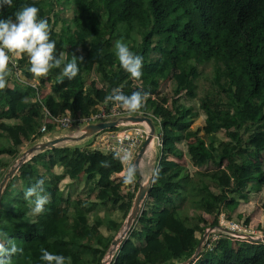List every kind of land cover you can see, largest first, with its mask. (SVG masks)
Wrapping results in <instances>:
<instances>
[{
  "label": "trees",
  "instance_id": "obj_1",
  "mask_svg": "<svg viewBox=\"0 0 264 264\" xmlns=\"http://www.w3.org/2000/svg\"><path fill=\"white\" fill-rule=\"evenodd\" d=\"M32 3L48 22L56 53L77 57L79 71L71 81L61 80L59 68L37 77L50 91L33 102L25 101L35 97L33 88L8 85L6 77L0 89V167L3 157L17 159L23 141L34 144L42 137L43 108L53 117L67 112L76 123L98 106L117 104L106 100L114 89L146 93L132 113L159 119L162 146L141 213L110 264L186 261L200 241L196 234L207 228L205 215L213 218L210 227L218 225L221 213L230 220L239 202H247L251 185L264 187V0H12L0 6V18ZM70 3L72 17L64 20L61 7ZM116 40L143 57L139 78L119 66ZM18 63L31 77L27 57L18 56ZM204 64L213 65L216 88L197 99L195 81ZM218 64L238 65L240 71L221 74ZM164 82L172 83L166 96ZM183 99H197L198 109ZM199 113L204 126L193 130ZM182 142L196 168L191 173L173 160L182 157L177 148ZM57 167L61 174L54 173ZM120 171L113 154L78 146L47 149L25 162L0 199V243L13 241L23 249L9 264H43L41 248L70 257L71 264H101L108 248L99 229L119 230L135 196H124V180L111 178ZM64 178L82 179L85 199H72L68 191L64 196ZM37 179L44 180L48 202L34 214L23 193ZM106 206L115 214L107 220L95 214ZM189 210L193 216L183 215ZM191 264H264V244L221 237L210 250L202 247Z\"/></svg>",
  "mask_w": 264,
  "mask_h": 264
},
{
  "label": "clouds",
  "instance_id": "obj_2",
  "mask_svg": "<svg viewBox=\"0 0 264 264\" xmlns=\"http://www.w3.org/2000/svg\"><path fill=\"white\" fill-rule=\"evenodd\" d=\"M12 0H0V6H11ZM39 8L34 4H26L12 13L11 16L0 18V89L6 86V77L9 75L8 62L10 55L27 57L28 71L35 77L46 75L50 69L59 68L61 80L66 78L71 81L79 71L77 60L66 59V54L56 53V41L49 38V25L45 18L39 17ZM115 57L119 66L133 78L141 76L143 57L130 50L127 43L117 40L114 43ZM146 93L134 91L124 94L119 89L106 97L128 112L138 110L143 104ZM122 159H127L125 154ZM133 169L129 168L124 177V182L132 180ZM44 180L37 179L23 193L24 198L32 205V212L39 214L44 210L48 197L42 194ZM23 249L13 241H8L7 246L0 243V264H9L10 257L22 254ZM40 261L43 264H71L70 257L50 252L45 248L40 249Z\"/></svg>",
  "mask_w": 264,
  "mask_h": 264
},
{
  "label": "built area",
  "instance_id": "obj_3",
  "mask_svg": "<svg viewBox=\"0 0 264 264\" xmlns=\"http://www.w3.org/2000/svg\"><path fill=\"white\" fill-rule=\"evenodd\" d=\"M9 75L7 78L8 85L13 83H19L21 85L29 86L36 92L33 101H38L43 94L42 84L34 78L26 77L22 73V68L19 66L18 57L10 55L8 62ZM31 78V79H29ZM126 116H147L154 120L157 124L154 125L155 133L153 135V143L161 148L160 134L158 132L160 121L151 115H144L140 112L134 114L127 110L121 109L118 104L112 105L107 108L105 105L98 106L96 112L90 114L87 117L76 120L77 129L81 132L82 128L89 124H95L99 122H109L117 120ZM153 122V121H152ZM70 115L66 112L55 117L51 116L49 112L43 108V116L39 133L45 136L50 130L47 129L48 125H51L52 130L65 131L72 125L76 124ZM80 127V128H78ZM78 133V132H77ZM149 133V129L145 123L133 124L123 123L120 124L116 130H105L92 137V142L87 146L90 150L99 151L103 154H113L121 164V171L119 173L120 178L124 180V177L129 168L133 169V163L144 142L146 136ZM127 154V159H122ZM137 181L133 175L132 180L128 183L124 182L121 187L122 194L124 196L134 195L136 190ZM224 214L221 213L218 217V225L208 228L205 232V238L202 243V247L210 250L216 241L221 237H227L232 242H246V243H263L264 244V231L261 228L252 227L250 224L239 220H229L224 218Z\"/></svg>",
  "mask_w": 264,
  "mask_h": 264
},
{
  "label": "rangeland",
  "instance_id": "obj_4",
  "mask_svg": "<svg viewBox=\"0 0 264 264\" xmlns=\"http://www.w3.org/2000/svg\"><path fill=\"white\" fill-rule=\"evenodd\" d=\"M73 8L74 7H73V4L72 3H70L69 5H65V6L61 7L62 10H61L60 17L64 18V20H69L72 17ZM60 26H61V21H59L57 23V25L55 27V30L56 31H59L60 30ZM218 67L220 68L221 74H226L230 70H232V71H234L236 73H238L240 71V67L238 65H232V64L231 65H222V64H218ZM212 68H213V65L212 64H207V65L204 64L202 67H200V76L195 81V84L198 87V89H197V99L199 97H201L204 93H206L208 91L215 90V88H216V86L212 82V77H213ZM31 78H34V80H37L39 82V80L37 79V77L33 76V74L31 76ZM31 78H29V79H31ZM89 82H90V79H87V84ZM96 85L99 88L103 87V84L100 83L97 80H96ZM171 89H172V83L171 82H164V84L162 86V89H161V92H162V94L164 96H166V93L168 94L171 91ZM197 99L192 100V101H187V100L183 99L182 102L185 105L193 106L194 110H197L198 109ZM195 121H194L195 124H193V126H192V129L193 130L194 129H197L199 127V125L200 126L202 125L201 123L197 122V119ZM78 128H80V127H78ZM79 133H80L79 129L76 130L75 125H72L69 129H66L65 131H61V130H58V129L57 130H50L45 136H51L53 134H55L58 137H63V136H76ZM55 138H57V137H55ZM86 139L88 140L89 138H86ZM43 140H44V136H42L34 144H30L27 141H23L22 145L19 147V156L17 157L16 160H13L12 161L8 157H3V161H2L3 164L0 167V174L2 175L1 176V180H2L3 176L16 163V161L21 157V155L23 153H26L27 150H29L30 148H32L35 145H38L40 142L43 143L44 142ZM77 143H79V142H69V141H67V142H63V143L59 144L58 147L75 146V145H77ZM152 143H153V140H152ZM180 149L181 150L183 149V151H185V145H180ZM159 151H160V148L153 143V144H151V148H150V150L148 151V153L146 155L147 158H146V156H144V160L142 161V166H143L142 167V170L144 172V176L145 177H148L150 175H151V177L153 176V173L156 170V165H154V163H156V161H157V156L159 154ZM180 160L181 159H175V161L176 162H179V163H180ZM263 170H264V166H263ZM134 177H135V180H137L136 175H134ZM144 179L145 178H141L142 182H137V185L139 186V183L142 184L144 182L143 181ZM76 186L79 187V189H75V187L73 186V189H71V192L68 191L69 194L71 195V198L72 199H80V200L85 199V195H84L85 188L84 187L81 188V186L79 184H76ZM66 187H67V184H63V183L60 184V188H62V191L64 193V196H66V193H67V190L64 189ZM254 197H255V199H253L252 202L256 206V203L258 202V197L256 195ZM92 199H93V196H91L90 200H92ZM263 202H264V196H263V201H262L261 205H263ZM255 206H254L253 210L255 209ZM113 211H114L113 208H111L109 206H106V207L100 208L99 211L97 213H95V214H97V215L99 214V215H101V217H104L105 216L104 219L107 220L108 218L111 217V215H112L111 213ZM77 212H78L79 215H82L83 214V211L82 210H78ZM95 214L88 215V220H89L90 223L93 221V218H94ZM114 215H112V216H114ZM183 215H185V216H193V211L189 210L188 212L184 213ZM224 216H225L224 218H227L225 214H224ZM231 217H232L231 220H237V221L241 220L243 222H245V219L248 218V224H250L249 223L250 222V216H249V214L248 215H245V216H240V218H239L238 216H235L234 212H232ZM125 219L121 221L119 230H117V231H110L109 232L105 226L104 227H101L99 229V231H100V233L102 234V237H103L102 238V243H104V245H107V248H108L107 251L110 248L111 241L113 239H115L119 235V233L122 231V229L124 227V224H125ZM204 219L207 222V224H206L207 228H205V230L203 232V235L208 230V228H210L209 225L213 221V218L211 216H208V215H205L204 216ZM251 226L254 227L253 224ZM203 235H200L199 233L196 234L197 237H200L201 236V238L203 237ZM126 237H127V234H126L124 240L126 239ZM119 248H120V246H119ZM119 248L115 251V253L113 254V257L116 256V254L118 253ZM113 257L111 259H109V261H108L109 264L113 260ZM106 258H107V252H106V254H105L102 262H105ZM183 262H185V261L183 260V261H180L179 263L177 262L175 264H180V263H183Z\"/></svg>",
  "mask_w": 264,
  "mask_h": 264
},
{
  "label": "water",
  "instance_id": "obj_5",
  "mask_svg": "<svg viewBox=\"0 0 264 264\" xmlns=\"http://www.w3.org/2000/svg\"><path fill=\"white\" fill-rule=\"evenodd\" d=\"M123 123H133V124H140V123H145L149 129V133L146 136L144 142L142 143L140 149L137 152V155L135 157L134 163H133V170L135 171L136 174L139 176V167L140 164L143 160V157L147 153V150L152 143L153 140V135L155 133V128L154 124L151 120V118L147 116H126V117H121L117 120L109 121V122H99L95 124H89L83 127L82 131L76 135V136H63V137H57L48 141H45L43 143H39L38 145L33 146L29 150L26 151V153H23L21 157L16 161V163L8 170V172L3 176L2 180L0 181V199L3 193L4 188L8 184V182L13 178L15 173L18 171V169L29 159H31L34 155L37 153H41L47 149H53L58 147L59 144L63 142H79L82 141L86 138H90L102 131L105 130H110L117 128L120 124ZM152 185V177L149 178L145 183L139 184L137 191L135 193V196L132 201V206L129 210V213L125 219V224L124 226L127 228L125 233L122 235H118L115 239H113L110 243V248L107 251V256L111 259L113 257V254L115 251L119 248L120 244L123 242L126 233L134 222L137 220L138 216L141 213V209L143 206L144 201L146 200L148 191ZM205 234L203 237L200 239L194 254L187 259L185 262L180 263V264H191L193 263L202 248V243L204 241ZM104 262H101L103 264Z\"/></svg>",
  "mask_w": 264,
  "mask_h": 264
},
{
  "label": "crops",
  "instance_id": "obj_6",
  "mask_svg": "<svg viewBox=\"0 0 264 264\" xmlns=\"http://www.w3.org/2000/svg\"><path fill=\"white\" fill-rule=\"evenodd\" d=\"M41 88L43 89L44 93H49V91H50L49 86L47 84L41 86ZM33 99L34 98H27L25 101L26 102H33ZM204 119H205L204 116L201 113H199L198 118H197V122L202 124L201 126L199 125V127H198L199 129L203 128ZM195 122H193V124H195ZM193 124H192V126H193ZM192 126H191V128H192ZM76 130H77V128H76ZM200 136H203V133H200ZM55 137H58V136H56L55 134H53L51 136H44V140L43 141L45 142V141L54 139ZM91 142H92V137L89 138L88 140L84 139L82 141H79V143H77V145H75V146H78L80 148H84V147H87ZM40 143H42V142H40ZM180 145H185V143L182 142V143L177 145V148L179 150H181L180 149ZM181 152L183 153V155L180 158L181 159L180 163L179 162H177V163L179 165H181V166H184L190 173L192 171H195L196 168H194L191 165V163L189 162V159L186 156L185 151H183V149H182ZM146 158H147V156H146ZM143 160H144V158H143ZM173 160H175V159L173 158ZM154 165H157V161H156V163H154ZM142 167L143 166H142V162H141L140 167H139V176H138V174H136V177H137L136 181L137 182H142L141 178H145L143 180L144 181L143 183H145L149 178H151V175L148 176V177H145L144 176V172L142 170ZM54 173L55 174H61L62 173V168H60V167L55 168L54 169ZM111 178L118 180V179H120V175L119 174H115ZM61 183L67 184V187L64 188V189H66L69 192H71V189H73V186L75 187V189H79V187H77L76 184H79L81 186V188L84 187V183H83L82 179L81 180L79 179L77 181L71 182L68 178H64ZM60 189H62V188H60ZM255 195L258 197V202L256 203V206L252 202L253 199H255V197H254ZM263 196H264V187L260 186L259 188H257L255 185H251L249 190H248V193H247V197H248L247 202H243V201L239 202L236 210L234 211L235 216H245V215L249 214V216H250V222L249 223L251 225L253 224L254 227H257V228L264 226V208L261 205V203L263 201ZM254 206H255V209L253 210Z\"/></svg>",
  "mask_w": 264,
  "mask_h": 264
},
{
  "label": "bare ground",
  "instance_id": "obj_7",
  "mask_svg": "<svg viewBox=\"0 0 264 264\" xmlns=\"http://www.w3.org/2000/svg\"><path fill=\"white\" fill-rule=\"evenodd\" d=\"M85 127V126H84ZM83 129V128H82ZM115 130L117 129V128H114ZM82 131V130H81ZM93 137V136H92ZM91 138V137H90ZM151 144H153V143H151ZM151 144H150V146H149V148H148V150H147V153H148V151L150 150V148H151ZM147 153L145 154V156L147 155ZM144 158V157H143ZM126 227L124 226L123 227V229H122V231L119 233V235H122V234H124L125 233V231H126ZM129 231V230H128ZM127 234V233H126ZM109 257L107 256V258H106V260H105V262L103 263V264H109Z\"/></svg>",
  "mask_w": 264,
  "mask_h": 264
}]
</instances>
